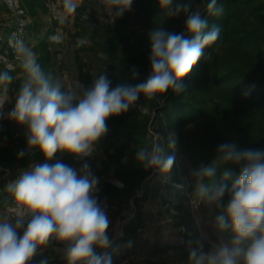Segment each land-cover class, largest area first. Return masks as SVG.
I'll list each match as a JSON object with an SVG mask.
<instances>
[{"label": "clouds", "instance_id": "obj_1", "mask_svg": "<svg viewBox=\"0 0 264 264\" xmlns=\"http://www.w3.org/2000/svg\"><path fill=\"white\" fill-rule=\"evenodd\" d=\"M107 2L122 17L134 0ZM156 2L168 18L183 15L184 30L156 27L148 32L150 74L138 84L113 87L102 73L88 87L79 81L66 87L59 76L44 70L33 47L23 39L11 41L23 76L14 106L5 112L14 77L9 70L0 71V121L26 127L27 152L38 151L44 162L30 163L5 185L10 200L0 213V264H50L44 252L54 245L65 264H114L118 247L113 248L107 204L98 195L93 153L110 132L109 120L129 112L142 96L162 107L168 92L183 93L184 78L221 33L219 25L209 26L198 6L193 8V0ZM81 6L82 0H60L59 23H68ZM206 7L212 16L223 11L217 0H209ZM49 40L59 44L64 35L58 31ZM132 71L138 74L134 66ZM165 140L168 149L177 148L175 131L167 138L157 133L156 139L136 149V165L170 176L176 155L166 151ZM25 154L22 149L18 157ZM65 155L73 163L64 162ZM189 176L198 206L218 211L212 221L215 238L202 231L194 242L189 240L187 264H264V148L219 142L210 161L191 168ZM133 243L129 240L125 246Z\"/></svg>", "mask_w": 264, "mask_h": 264}, {"label": "trees", "instance_id": "obj_2", "mask_svg": "<svg viewBox=\"0 0 264 264\" xmlns=\"http://www.w3.org/2000/svg\"><path fill=\"white\" fill-rule=\"evenodd\" d=\"M25 16H36L38 11L47 8L46 0H19ZM199 3V10L208 21L209 26L217 24L221 28L219 39L206 47L203 57L193 70L184 78L186 90L176 94L168 92L161 107L153 100L154 115L142 112L134 107L120 117L110 119V132L105 140L97 146L104 158L96 174L100 177L99 196L106 202L107 209L116 218L131 207L136 206V213L123 227V238L133 239L144 227L142 202L148 194L141 190L145 180L156 173H150L137 166L133 160L138 147L154 140L150 132L152 127L165 138L175 131L178 136L177 149L182 160L189 161L197 167L208 163L212 158L215 146L222 141H236L241 147L264 148V0H217V6L223 11L219 16L207 12L209 0H193V8ZM139 14L137 18L150 29L163 27L165 30L180 33L184 30L183 15L168 18L159 8L156 0H136ZM89 3L83 0L77 10L76 26L78 34L91 40L93 44L103 47L108 60L106 72L113 87L118 84H138L145 81L150 74V50L143 54H134L131 63L127 64L119 55L120 47L131 39V17L129 11L117 17L113 9V20L105 31L95 22L88 24L83 18ZM54 35L49 29L43 34L35 20L26 24L6 27L0 33V53L9 58L15 57L11 41L23 39L32 44L37 53L38 62L46 72L53 76L57 73V50L49 37ZM102 39V40H101ZM88 46L77 44L75 57L84 67L82 51ZM133 66L137 75L133 76ZM9 70L13 83L17 85L22 78L17 77L20 68L13 70L0 67V71ZM87 86L92 83V76L83 72ZM245 93H250L246 95ZM15 131L10 126L0 127V207L10 200L5 185L9 181L4 174L17 164L26 165L31 161L44 162L38 152L18 153L26 145V136L14 137ZM166 141V140H165ZM70 163L67 155L61 157ZM187 169L175 168L173 184H182ZM115 181L123 183L120 188ZM172 187V186H168ZM175 187V186H174ZM188 188V187H187ZM163 187L160 188L162 190ZM183 208L182 203L176 205ZM218 211V209H216ZM172 246L156 243L153 254L165 253ZM122 260V259H117ZM115 262V260H114ZM147 264H175L166 259L148 258Z\"/></svg>", "mask_w": 264, "mask_h": 264}, {"label": "rangeland", "instance_id": "obj_3", "mask_svg": "<svg viewBox=\"0 0 264 264\" xmlns=\"http://www.w3.org/2000/svg\"><path fill=\"white\" fill-rule=\"evenodd\" d=\"M89 7L85 12L83 18L88 24L97 23L102 31H105L107 25L111 24L113 20V9L108 4L107 0H86ZM83 2V0H82ZM47 8L38 11L36 16L29 14L22 16L24 10H21L19 0H0V33L6 27H12L16 24H26L28 22L37 21L40 25V32L43 34L46 30L53 31L54 35L59 31L64 35L62 43H53V50H57V73L64 81L66 87H75L77 81L88 87L84 81V71H88L92 76V81L100 74L105 73L110 80V76L106 72V60L108 57L100 45H95L91 40L82 37L78 34L76 26V15L70 17L69 22L61 25L59 23V16L61 14L60 0H46ZM199 3L196 2V7ZM139 12L136 0H134L132 9L129 11L131 17V39L128 43L123 44L119 49V55L127 64L131 63L130 57L134 54H143L150 50L148 42V32L151 30L145 23L137 18ZM139 14V13H138ZM102 40V39H101ZM28 43V42H26ZM78 43H82L86 47L82 51L84 59V67L77 62L75 57V50ZM32 47V44H29ZM0 62V67L5 66L8 69L19 68L16 56ZM22 70L17 73V77L22 78ZM21 82L17 85L12 83L9 88V103H7V110L9 111L14 104L15 93ZM153 100H146L143 96L137 102L135 107L142 112L154 115ZM134 108V107H133ZM132 108V109H133ZM10 126L15 131L14 137L19 138L26 136V127L17 125L13 121L5 119L3 126ZM156 139L158 131L152 127L150 132ZM166 151H175L176 163L170 176L160 177L158 174L147 178L143 184L141 194L146 192L148 197L142 202V212L144 216V227L139 230V233L133 239L123 238L124 225L135 216L136 206L130 201L131 207L123 211L122 215L116 218L112 217V213L108 211L111 219V227L109 229L110 235L113 237V248L118 247V251L113 252L114 260L126 259L125 264H147L148 258H161L171 261L175 264H187V248L188 241H195L200 232H206L214 237L215 229L212 221L217 212L216 209H209L202 205L198 206L197 201L192 197L193 182L189 176V170L193 168L189 161L182 160V154L179 150L168 149L167 142L163 141ZM27 152V143L24 147ZM35 151V150H34ZM33 151V152H34ZM104 158L100 149L93 153L91 163L93 168L98 169ZM30 163H39V161H31L26 165L17 164L6 171L4 176L8 180L14 179L18 175L20 169L27 168ZM70 163H73L70 160ZM179 167L181 171L187 169V175L183 179L188 186L178 189L174 187L172 177L175 174V168ZM172 186V187H168ZM163 187L162 190L160 188ZM188 187V188H187ZM182 203L183 208L177 210L176 205ZM5 208L0 207V213L4 212ZM132 240L133 246L126 247V243ZM163 243L172 246L165 253L153 254L156 243ZM56 246L54 245L53 248ZM49 248L44 252L45 256H54L61 264H65L62 255L59 252ZM108 251H112L109 249ZM40 257H37L39 260ZM121 261V260H119Z\"/></svg>", "mask_w": 264, "mask_h": 264}, {"label": "built area", "instance_id": "obj_4", "mask_svg": "<svg viewBox=\"0 0 264 264\" xmlns=\"http://www.w3.org/2000/svg\"><path fill=\"white\" fill-rule=\"evenodd\" d=\"M7 58L4 56V54L0 53V62L3 60H6ZM5 112H7V104L5 105ZM4 121H0V127L4 125ZM50 258V264H61L54 256H49ZM126 261H128V258L122 259L121 261L114 262V264H125Z\"/></svg>", "mask_w": 264, "mask_h": 264}, {"label": "crops", "instance_id": "obj_5", "mask_svg": "<svg viewBox=\"0 0 264 264\" xmlns=\"http://www.w3.org/2000/svg\"><path fill=\"white\" fill-rule=\"evenodd\" d=\"M49 256H51V255H49Z\"/></svg>", "mask_w": 264, "mask_h": 264}]
</instances>
